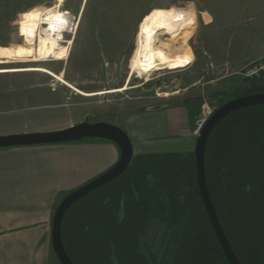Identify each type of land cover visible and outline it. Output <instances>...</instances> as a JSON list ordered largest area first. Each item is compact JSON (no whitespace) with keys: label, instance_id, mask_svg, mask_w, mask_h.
I'll list each match as a JSON object with an SVG mask.
<instances>
[{"label":"rangeland","instance_id":"rangeland-1","mask_svg":"<svg viewBox=\"0 0 264 264\" xmlns=\"http://www.w3.org/2000/svg\"><path fill=\"white\" fill-rule=\"evenodd\" d=\"M256 2L264 3L263 0H0V46L22 45L23 31L34 28L59 38L62 46L69 48L68 59L42 66L63 76L73 87L86 93L129 87L121 93L86 98L45 74H0V135L34 133L36 129L48 132L98 119L111 120L120 114L125 103L144 108L189 104L196 122L204 111L213 114L248 88L247 80L264 81V71L251 76L253 66L264 61V55L255 59L253 52L264 37L261 30L264 23L258 16L261 12H251ZM152 11L186 15L190 29L174 54L185 50L190 62L181 68L149 75L135 72L130 77L138 27ZM159 38L166 41L168 37ZM224 90L228 92L226 96H214ZM175 94L180 95L172 97ZM188 217L186 214L182 218L173 234L159 220L151 219L141 239L142 251L147 256L151 251L159 259H172Z\"/></svg>","mask_w":264,"mask_h":264},{"label":"trees","instance_id":"trees-1","mask_svg":"<svg viewBox=\"0 0 264 264\" xmlns=\"http://www.w3.org/2000/svg\"><path fill=\"white\" fill-rule=\"evenodd\" d=\"M246 82L250 86L238 97L264 93L263 80ZM205 163L213 203L236 255L242 264H264V105L223 119L210 134ZM186 214L172 259L142 251L151 219L173 234ZM62 239L74 264H230L201 198L195 150L134 156L121 176L68 210Z\"/></svg>","mask_w":264,"mask_h":264},{"label":"crops","instance_id":"crops-1","mask_svg":"<svg viewBox=\"0 0 264 264\" xmlns=\"http://www.w3.org/2000/svg\"><path fill=\"white\" fill-rule=\"evenodd\" d=\"M256 10L264 23V3L256 2L251 12ZM259 41L255 59L264 55V37ZM120 110L114 119L96 122L124 129L134 156L195 150L196 118L189 104L144 108L125 103ZM120 156L119 147L103 139L0 149V264H60L52 245L57 206L62 198L112 168Z\"/></svg>","mask_w":264,"mask_h":264},{"label":"water","instance_id":"water-1","mask_svg":"<svg viewBox=\"0 0 264 264\" xmlns=\"http://www.w3.org/2000/svg\"><path fill=\"white\" fill-rule=\"evenodd\" d=\"M226 90L214 94L226 96ZM264 105V93L240 96L216 109L198 136L195 154L197 182L206 213L217 240L230 264H242L236 255L219 219L212 200L206 175V146L213 129L227 116L244 108ZM84 139H103L115 143L120 149V159L112 168L87 184L65 196L55 210L52 221V245L60 264H74L65 250L62 224L68 210L79 200L121 176L134 158L133 144L127 132L108 122H83L66 129L22 134L0 135V149L77 142Z\"/></svg>","mask_w":264,"mask_h":264},{"label":"bare ground","instance_id":"bare-ground-1","mask_svg":"<svg viewBox=\"0 0 264 264\" xmlns=\"http://www.w3.org/2000/svg\"><path fill=\"white\" fill-rule=\"evenodd\" d=\"M58 1L62 2V0ZM189 29L187 17L182 12L152 11L147 14L138 27L136 49L130 64V77L135 72L149 75L154 71L186 66L190 62V58L186 57L184 53L185 47L180 46L184 51L177 54H174V49L179 44L181 45V40ZM40 36L43 38L39 42ZM160 36L168 38L166 41H161ZM62 43L63 41L57 37L39 33L34 28H26L23 31L22 45L0 46V74L33 72L45 74L86 98L121 93L129 89L127 85L120 90L86 93L66 82L63 76L56 75L50 69L42 66L48 62H60L68 59L69 48L62 46ZM69 44L71 45L72 41H69ZM16 64L21 66H12Z\"/></svg>","mask_w":264,"mask_h":264},{"label":"built area","instance_id":"built-area-1","mask_svg":"<svg viewBox=\"0 0 264 264\" xmlns=\"http://www.w3.org/2000/svg\"><path fill=\"white\" fill-rule=\"evenodd\" d=\"M264 71V61L259 62L258 64L254 65L251 70V76L257 75L259 72ZM210 112L204 113L203 116L195 123L194 134L199 136L201 131L203 130L206 122L209 119Z\"/></svg>","mask_w":264,"mask_h":264}]
</instances>
